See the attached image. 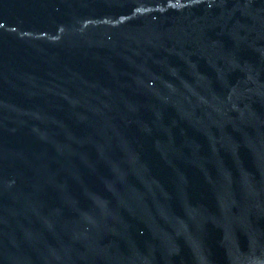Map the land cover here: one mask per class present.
<instances>
[{
	"label": "water",
	"instance_id": "water-1",
	"mask_svg": "<svg viewBox=\"0 0 264 264\" xmlns=\"http://www.w3.org/2000/svg\"><path fill=\"white\" fill-rule=\"evenodd\" d=\"M0 264H264V0H0Z\"/></svg>",
	"mask_w": 264,
	"mask_h": 264
}]
</instances>
